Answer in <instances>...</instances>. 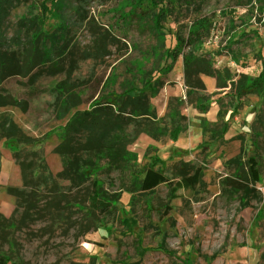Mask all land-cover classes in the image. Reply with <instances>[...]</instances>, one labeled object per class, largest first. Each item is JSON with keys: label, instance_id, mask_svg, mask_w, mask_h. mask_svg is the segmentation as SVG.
<instances>
[{"label": "rangeland", "instance_id": "1", "mask_svg": "<svg viewBox=\"0 0 264 264\" xmlns=\"http://www.w3.org/2000/svg\"><path fill=\"white\" fill-rule=\"evenodd\" d=\"M64 1L51 12L66 28L57 44L65 53L44 61L49 36L31 43L28 17L37 10L9 0L0 16V255L10 264H264V92L235 96L238 80L261 70L264 0L182 1L162 33L148 15L129 12L131 0ZM201 17L212 23L202 61L187 73L180 56L158 73L171 34ZM16 60L21 75L6 76ZM206 66L212 76L198 72ZM154 85L149 110L166 127L157 139L110 102ZM130 102L120 99L127 111ZM195 111L213 134L201 136ZM111 126L121 127L112 134L128 160L107 152L100 133ZM175 126L182 131L173 141ZM152 158L175 181L194 167L201 180L142 193L137 181ZM240 177L246 196L227 182ZM93 183L117 199L105 213L89 207Z\"/></svg>", "mask_w": 264, "mask_h": 264}, {"label": "trees", "instance_id": "2", "mask_svg": "<svg viewBox=\"0 0 264 264\" xmlns=\"http://www.w3.org/2000/svg\"><path fill=\"white\" fill-rule=\"evenodd\" d=\"M9 0H0V16L3 13V7ZM18 1V0H15ZM29 11L31 9H36L37 12L28 17L29 23L31 24V29H33L31 33V43H35L39 38H45L49 36L51 51L49 49H45L43 52V59L40 61H44L47 59L48 55L55 54L57 57L63 56L65 53L62 48L57 46L59 40H66L65 27L58 20L56 14L51 12V8H54L56 12L59 9H56V6L62 7L65 3L64 0H30L27 1ZM182 1L189 0H131L130 1V11L132 14L134 12H139L145 15H148L150 18L152 27L156 30V32H164L162 23L166 20L167 15L170 11L175 9L176 5L181 3ZM3 9V10H2ZM225 14L224 12L222 13ZM26 14H22L21 20L26 19ZM46 16H53L51 18L52 23L49 27H44V22L47 20ZM211 21L205 17L195 19L192 24L187 28L186 33L183 35L175 31L171 34V44L166 48V53L164 55V65H162L158 69V73L168 72L172 63L176 62L177 59L181 56L183 67L185 72L190 73L195 64H198L202 61L203 56L197 55L199 47L202 45L204 38L209 34L211 30ZM37 27V28H36ZM245 36V35H241ZM55 48L57 49L55 51ZM35 48L31 46L30 53L33 56ZM170 62V63H168ZM260 64L261 70L258 75L254 78H249L246 76L241 77L235 87V96L238 98L251 93L256 92L258 94H262L264 92V55L260 56ZM1 65V64H0ZM211 68V67H210ZM209 66L203 67L202 70L198 72H203L208 76H212L213 72ZM8 72L6 71V76H20L21 71L19 67L18 60L11 62V65L8 67ZM150 91L149 97H154L157 94V87L154 85L152 89H147V87H143L142 89H136L134 87H130L125 89L121 95L113 97L111 103H118L116 105L118 113H130L140 120L142 123L144 122V128L142 129L147 135L157 139V134L165 133V126L161 125L158 121H154L151 117V113L149 110V98L147 96V91ZM133 92H136L135 94ZM138 93V94H137ZM126 97L130 102V109L122 107V103H120V99ZM137 101V102H136ZM2 106V105H0ZM7 116L5 113L2 114V117L5 118ZM183 117V116H182ZM2 118V119H4ZM211 123L207 121L205 118H200V128L202 137L205 136L207 131L213 134V130L211 128ZM223 131H226V124L223 125ZM116 129L121 131V127L111 126L110 128L102 129L101 136L105 140L106 150L109 153H115L117 156L124 160H128L131 152L126 150L123 147H120V134H112V130ZM181 128L175 126L169 134L173 141H176L181 133ZM223 131L221 135H223ZM159 132V133H156ZM123 134V133H122ZM7 135H2V137H6ZM251 159L249 164L248 175L252 181H254L257 177V169L256 164ZM161 163V169H156V165ZM162 160L160 158L151 159V163L142 173V176L137 181V189L142 193H150L154 191V189L161 185L166 184L169 190L176 191L180 186H184L185 188L193 189L201 180L202 171L198 167H194L192 169V173H181L178 176V181L169 178L163 172ZM248 180L244 177H240L239 179L227 181L229 186L235 192H239L242 196H246L249 193L248 190ZM179 182V183H178ZM117 201L116 198L112 199L107 197L100 191L97 183H93V189L89 196V207L91 210L98 211L99 213H105L109 210V207H113V202ZM0 264H10L9 259L6 256L0 255Z\"/></svg>", "mask_w": 264, "mask_h": 264}, {"label": "crops", "instance_id": "3", "mask_svg": "<svg viewBox=\"0 0 264 264\" xmlns=\"http://www.w3.org/2000/svg\"><path fill=\"white\" fill-rule=\"evenodd\" d=\"M196 112V111H195ZM196 115L195 116H197V117H204V116H202V115H200V114H198L197 112L195 113ZM210 120V119H209ZM201 134V136H202V133H200Z\"/></svg>", "mask_w": 264, "mask_h": 264}]
</instances>
